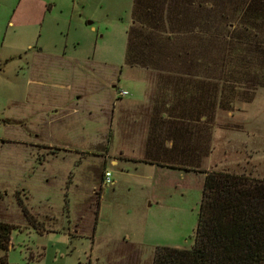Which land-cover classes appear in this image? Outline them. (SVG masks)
Listing matches in <instances>:
<instances>
[{
	"label": "rangeland",
	"instance_id": "1",
	"mask_svg": "<svg viewBox=\"0 0 264 264\" xmlns=\"http://www.w3.org/2000/svg\"><path fill=\"white\" fill-rule=\"evenodd\" d=\"M212 1L229 14L252 0ZM133 5L0 0V221L16 227L0 264H153L159 245L193 246L205 173L129 160L147 125L128 103L146 101L159 79L127 64ZM221 21L208 60L223 70L232 29ZM255 84L233 110L218 107L200 170L264 171V87Z\"/></svg>",
	"mask_w": 264,
	"mask_h": 264
},
{
	"label": "trees",
	"instance_id": "2",
	"mask_svg": "<svg viewBox=\"0 0 264 264\" xmlns=\"http://www.w3.org/2000/svg\"><path fill=\"white\" fill-rule=\"evenodd\" d=\"M216 4L134 0L127 64L159 77L141 162L205 173L193 246L159 245L153 264H264V178L200 170L210 153L218 107L233 110L251 77L256 78L254 91L264 87V0L234 6L229 14ZM220 20L232 29L223 70L208 60L217 52L213 39L219 38ZM205 61L211 65L206 71L201 68ZM244 100L251 102L253 96ZM15 229L0 221V251L9 249Z\"/></svg>",
	"mask_w": 264,
	"mask_h": 264
},
{
	"label": "crops",
	"instance_id": "3",
	"mask_svg": "<svg viewBox=\"0 0 264 264\" xmlns=\"http://www.w3.org/2000/svg\"><path fill=\"white\" fill-rule=\"evenodd\" d=\"M147 72H148V75L150 74V72H153L151 70H148L146 69ZM150 80V79H149ZM151 82V87L149 89V92L147 94V100L144 101V102H134V103H128L130 105H136L141 108V117H138L137 121H142V124H146L147 125V130H146V135H145V140H144V144H142L141 148H140V152H139V156L138 158H134V157H131L129 158V160H133L139 164H145V165H148L150 167L154 166V167H160V168H164L166 169V167H162V166H159L157 164H150V163H144V162H141V160L144 158L145 156V152H146V143H147V134H148V131H149V128H150V124H151V121H152V118L154 116V101L152 100V97L150 96V94L152 93V91L156 90L157 88V84L154 83V86L152 87L153 83L152 81L150 80ZM154 88V89H153ZM153 92V93H154ZM151 98V99H150ZM139 113V114H140ZM134 151H136L134 149ZM113 163H118V160L117 159H114L113 160ZM170 169V168H169ZM176 170V169H175ZM180 172V170H179ZM182 172V171H181ZM254 170L252 173H250L251 175H253L254 177H259V178H264V174H262V172L264 173V171L261 170ZM193 173V172H192ZM198 173V172H197ZM198 174H202V173H198ZM204 175V174H203ZM204 180H205V176H204ZM167 246H173V247H179V248H185L183 247L180 243H175L173 245H167Z\"/></svg>",
	"mask_w": 264,
	"mask_h": 264
},
{
	"label": "built area",
	"instance_id": "4",
	"mask_svg": "<svg viewBox=\"0 0 264 264\" xmlns=\"http://www.w3.org/2000/svg\"><path fill=\"white\" fill-rule=\"evenodd\" d=\"M129 92L127 90H122L120 92V95L124 96V95H128ZM111 177H112V173L110 171H107L106 174H105V178H106V183L108 184H113L114 181L111 180Z\"/></svg>",
	"mask_w": 264,
	"mask_h": 264
}]
</instances>
